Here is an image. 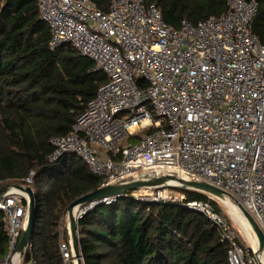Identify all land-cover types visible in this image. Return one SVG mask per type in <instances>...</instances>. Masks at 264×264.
I'll return each instance as SVG.
<instances>
[{
    "label": "built area",
    "instance_id": "obj_1",
    "mask_svg": "<svg viewBox=\"0 0 264 264\" xmlns=\"http://www.w3.org/2000/svg\"><path fill=\"white\" fill-rule=\"evenodd\" d=\"M258 8V0H228L224 14L197 23L183 20L176 28L146 0H110L107 12L91 0H40L51 48L71 44L107 76L73 131L51 138L49 161L80 157L102 178L99 187L153 176L207 182L243 206L264 233V44L253 31ZM123 112L129 115L119 118ZM149 129L137 142L121 146ZM180 189L177 180L141 187L80 205L76 217L123 196L182 202L218 228L229 245L230 264H261L258 252L221 211L210 201H187ZM176 190L181 193H172ZM28 206L29 196L20 190L0 200L9 235L0 264H11ZM61 220L69 235L66 241L61 228L63 262L78 264L68 212Z\"/></svg>",
    "mask_w": 264,
    "mask_h": 264
},
{
    "label": "trees",
    "instance_id": "obj_2",
    "mask_svg": "<svg viewBox=\"0 0 264 264\" xmlns=\"http://www.w3.org/2000/svg\"><path fill=\"white\" fill-rule=\"evenodd\" d=\"M91 1L105 12L110 8V0ZM39 2L0 0V188L14 183L34 191L32 248L24 264L31 259L36 264H64L61 228L66 241L69 235L61 217L74 200L99 188L102 178L73 154L49 161L50 140L73 131L107 76L94 70L95 62L73 45L51 48V29L40 17ZM146 2L155 3L176 28L183 20L197 23L228 10V0ZM258 2L253 31L264 44V0ZM145 131L132 136L134 142ZM32 171L33 182L28 183ZM180 190L187 201H210L221 211L206 194ZM78 230L83 264H230L229 245L218 228L182 202L123 196L80 217ZM8 243L0 210V260L8 254Z\"/></svg>",
    "mask_w": 264,
    "mask_h": 264
},
{
    "label": "water",
    "instance_id": "obj_3",
    "mask_svg": "<svg viewBox=\"0 0 264 264\" xmlns=\"http://www.w3.org/2000/svg\"><path fill=\"white\" fill-rule=\"evenodd\" d=\"M170 180H177L181 183V187L184 189L194 190L206 195H210L213 198L219 200L223 204L230 203L234 207L240 209L246 219L250 222L259 244L258 257L260 254L264 253V233L256 220L252 215L241 205L233 203L228 197L227 194L220 188L209 184L204 181H187L183 179L175 178L174 176H161V177H150L148 179H139V180H130L123 183H113L103 187H99L94 191H91L76 200H74L68 208V217H69V226H70V237L73 245L74 254L78 259V264H83V256L80 250L79 243V230H78V218L76 217L75 208L79 205L90 203L95 200H101L107 197L112 196H121L130 191L139 189L141 187L147 186H157L167 183ZM17 188L20 191H23L29 196V206H28V219L26 227L24 228L19 243L17 245L15 256L20 260L24 257L27 247L31 244V240L34 232V223H35V208L36 200L34 191L31 186H24L19 184H6L0 188V200L2 197L8 193L12 188ZM226 205V204H225ZM13 262L11 261V264ZM261 264H263L261 262Z\"/></svg>",
    "mask_w": 264,
    "mask_h": 264
},
{
    "label": "rangeland",
    "instance_id": "obj_4",
    "mask_svg": "<svg viewBox=\"0 0 264 264\" xmlns=\"http://www.w3.org/2000/svg\"><path fill=\"white\" fill-rule=\"evenodd\" d=\"M129 115V113L128 112H123V113H120L119 115H118V117L119 118H122V119H124V118H126L127 116ZM146 132H147V130L145 131V133L144 134H146ZM134 139H135V137H129V138H127L125 141H123L122 142V144H121V146L123 147V146H125L126 144H128V143H132V142H134ZM11 184H14V183H11ZM179 192V194L181 193V191L180 190H176V191H174V192H172V193H174V194H176V193H178ZM218 204V206H219V208H220V210H221V212L223 213V214H225V215H227L228 216V218H229V220L232 222V224L237 228V229H239L240 231H241V233H242V237L244 238V240H245V242L247 243L248 242V240H247V238H246V236H245V232L241 229V227H240V225H245L246 224V221H245V218L242 216H240L241 214H240V210L237 208V207H234V206H232V208L231 207H229V206H225L222 202H218L217 203ZM234 212V213H233ZM234 214V215H233ZM70 239H71V237H70ZM249 243H251V242H248V244ZM253 245H254V243H253ZM16 254V253H15ZM15 254L13 253L12 254V256H11V258H10V260H9V263H11V261H13V256H15ZM25 256V255H24ZM261 256H262V259H264V253L263 254H261ZM18 260H20L19 258H18ZM22 260V262L24 263V257L21 259Z\"/></svg>",
    "mask_w": 264,
    "mask_h": 264
},
{
    "label": "bare ground",
    "instance_id": "obj_5",
    "mask_svg": "<svg viewBox=\"0 0 264 264\" xmlns=\"http://www.w3.org/2000/svg\"><path fill=\"white\" fill-rule=\"evenodd\" d=\"M11 191L12 192H18L19 190L17 189V188H12L11 189ZM227 206H229V207H231L232 208V206L233 205H231L230 203H225ZM79 209H80V206L78 205L76 208H75V210H74V212H78L79 211ZM240 210V209H239ZM234 213V212H233ZM240 216L242 217H244L245 218V216L243 215V213L240 211ZM234 215V214H233ZM245 221H246V224L245 225H240V227H241V229L245 232L244 234H245V236H246V238L248 239V241L249 242H251L250 244H251V246H252V248L256 251V252H259V244H258V239H257V236H256V234H255V232H254V230H253V228H252V226H251V224H250V222L245 218ZM253 243H254V245H253ZM260 258H261V261H262V263L264 264V259H262V256H261V254H260ZM13 263L12 264H17V262H18V259H17V257L16 256H13V261H12Z\"/></svg>",
    "mask_w": 264,
    "mask_h": 264
}]
</instances>
